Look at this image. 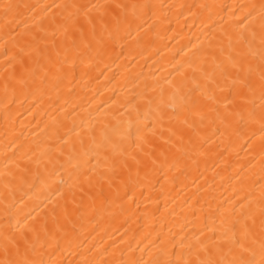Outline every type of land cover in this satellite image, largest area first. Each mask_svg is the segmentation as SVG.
Instances as JSON below:
<instances>
[{
    "label": "snow or ice",
    "instance_id": "snow-or-ice-1",
    "mask_svg": "<svg viewBox=\"0 0 264 264\" xmlns=\"http://www.w3.org/2000/svg\"><path fill=\"white\" fill-rule=\"evenodd\" d=\"M0 40V264H264V0H0Z\"/></svg>",
    "mask_w": 264,
    "mask_h": 264
},
{
    "label": "bare ground",
    "instance_id": "bare-ground-1",
    "mask_svg": "<svg viewBox=\"0 0 264 264\" xmlns=\"http://www.w3.org/2000/svg\"><path fill=\"white\" fill-rule=\"evenodd\" d=\"M25 2H28V3H51L52 0H25ZM153 2H157V3L188 2V3H191V2H193V0H153ZM224 2L231 3L232 0H224ZM253 2H258V0H253ZM187 23H191V21L189 20ZM171 27L175 31L174 32H168L166 34L168 38L163 40V44H168V46H169V48L163 50L165 56L170 55L169 49H173V51H174L175 49H178L181 44H186L188 42L189 37H191L192 39L195 38L194 36H192V33L189 32L188 28L185 26V21L183 20V18H181L179 23L176 21L175 18H173V22H172ZM192 31L195 32L196 30L193 29ZM173 35H176V39H171V37ZM133 36H135V33H133ZM177 41H179V43H177ZM2 42L3 41L0 40V43H2ZM128 43H132L131 38L129 39ZM160 46L162 47L163 45H160ZM119 51H120V48L118 46L116 49V52L119 53ZM141 63H143V61H141ZM149 63H151V61H149ZM101 67H103V66H101ZM115 67L116 66L113 65L112 69L115 70ZM144 70L146 72L148 71L147 68H145ZM155 70L156 69L153 68V71H155ZM105 74L110 78L112 75V72L106 71ZM101 81H103V83L99 87H100V91L103 92L104 95L101 97H98V99H107V97L109 95H112V93L104 87V84L107 83V81L104 80V77H101ZM19 119L24 120L25 124L27 125V127L24 128V132L26 135L31 136V135H33L34 131H39V129L36 128V121L33 120L32 117L30 115H28L27 113H25L23 116L19 117ZM36 119L39 120L40 117L37 116ZM29 121H31V123H28ZM2 123H3L2 116H0V125H2ZM17 127L18 128L20 127L19 123H18ZM0 143H2V140H0ZM58 180H59L58 176H53L50 178L49 183L53 184V186H54V182H56ZM48 195H49V191L46 188H44L43 186H41L37 189H34L32 191H28L27 195L24 196L23 200L21 202L17 203L16 207L13 209V212L18 213L20 218H23V216L26 213L31 211L37 205H39L40 207H43V203H47V200L45 199V197H47ZM2 220H3V205L0 204V222H2Z\"/></svg>",
    "mask_w": 264,
    "mask_h": 264
}]
</instances>
